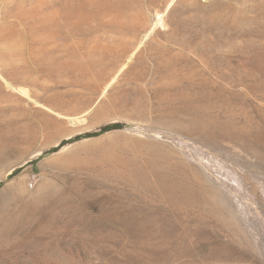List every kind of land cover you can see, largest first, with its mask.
<instances>
[{"label":"rangeland","instance_id":"obj_1","mask_svg":"<svg viewBox=\"0 0 264 264\" xmlns=\"http://www.w3.org/2000/svg\"><path fill=\"white\" fill-rule=\"evenodd\" d=\"M0 264H264V0H0Z\"/></svg>","mask_w":264,"mask_h":264},{"label":"bare ground","instance_id":"obj_2","mask_svg":"<svg viewBox=\"0 0 264 264\" xmlns=\"http://www.w3.org/2000/svg\"><path fill=\"white\" fill-rule=\"evenodd\" d=\"M103 4V3H102ZM84 2L82 1L81 3H79L78 4V6H76V7H74V12L73 13H76L77 15H78V19H80V21L83 23L84 21H86V20H96V19H99V20H102L103 19V17H102V14H104V13H107V11H108V8H103L102 10H98V12H96L95 14H92V13H86L85 12V10L86 9H84ZM86 6V5H85ZM167 11V10H166ZM55 13H57V12H55ZM94 13V12H93ZM120 13H122V12H120ZM165 16H166V12L165 13H162V12H158L157 14H156V17H154L155 18V22H153V24L151 25V27H150V29H149V34H147L146 36H148V35H150V34H152L153 32H154V30L155 29H157V27L158 26H160V25H164V20H165ZM99 20H97V21H99ZM117 20H123V22H130L131 20H133V19H131V18H129V17H127L126 18V16H125V18H124V15L122 16H120V18H118ZM127 20V21H126ZM131 59V58H130ZM116 79V78H115ZM114 79V80H115ZM190 107H192V106H190ZM196 108L198 107V106H195ZM195 107H193V108H195ZM192 108V109H193ZM195 108V109H196ZM194 112H197L196 110L194 111ZM195 118H196V116H194ZM71 120V122L73 123V125L74 124H76V122H81V121H85L86 120V118H85V116H81V117H77V118H71L70 119ZM134 165H136V164H134ZM137 166V165H136ZM135 166V167H136ZM139 167V166H138ZM136 169V168H135ZM138 170H139V168H138ZM175 171V170H174ZM131 172H133V171H131ZM136 172V171H135ZM141 172V171H140ZM143 173V172H142ZM163 173V172H162ZM125 174H126V172H125ZM132 174V173H131ZM161 174V173H160ZM141 175V174H140ZM145 176V175H144ZM131 177V176H130ZM143 177V176H142ZM141 177V178H142ZM166 177V176H165ZM139 177H137V179H138ZM134 179V178H133ZM161 179V178H160ZM171 179V178H170ZM132 180V179H131ZM139 180V179H138ZM141 180V179H140ZM164 180H166L165 178H164ZM133 181V180H132ZM143 181V180H142ZM197 190V189H196Z\"/></svg>","mask_w":264,"mask_h":264},{"label":"crops","instance_id":"obj_3","mask_svg":"<svg viewBox=\"0 0 264 264\" xmlns=\"http://www.w3.org/2000/svg\"><path fill=\"white\" fill-rule=\"evenodd\" d=\"M169 4V3H168Z\"/></svg>","mask_w":264,"mask_h":264}]
</instances>
